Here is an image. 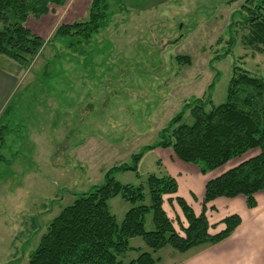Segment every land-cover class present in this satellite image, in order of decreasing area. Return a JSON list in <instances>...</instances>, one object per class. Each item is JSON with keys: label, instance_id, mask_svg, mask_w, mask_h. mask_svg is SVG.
<instances>
[{"label": "rangeland", "instance_id": "374dc122", "mask_svg": "<svg viewBox=\"0 0 264 264\" xmlns=\"http://www.w3.org/2000/svg\"><path fill=\"white\" fill-rule=\"evenodd\" d=\"M92 1L66 0L39 20L29 16L24 26L44 45L26 68L0 56V68L18 75L0 111V264H28L60 211L104 186L108 173L121 167H136V173L111 172L123 185L144 187L151 175L177 181L176 196L164 197L163 208L181 234L186 222L174 198L199 215L205 184L259 152L250 150L202 175L171 148L155 147L177 115L191 124L195 100L206 108L223 104L235 68L264 81V52L247 43L248 0H108L96 32L73 30L54 38L60 26L88 22ZM133 156H141L136 164ZM237 198L245 211L254 209ZM107 204L118 224L131 208L121 197ZM215 205L217 214L207 215L210 204L206 211L212 235L220 232L211 231L221 220L241 214L235 202ZM145 227L153 229L149 216ZM255 241L264 243V237ZM129 247L118 258L123 264L145 252L157 264H182L180 257L199 249L153 253L141 238Z\"/></svg>", "mask_w": 264, "mask_h": 264}, {"label": "trees", "instance_id": "16d2710c", "mask_svg": "<svg viewBox=\"0 0 264 264\" xmlns=\"http://www.w3.org/2000/svg\"><path fill=\"white\" fill-rule=\"evenodd\" d=\"M108 0H93L88 22L60 26L54 38L76 32H96L105 19ZM66 0H0V56L27 67L44 45L24 24L29 16L39 20L61 7ZM244 7L250 35L247 43L264 52V0H248ZM252 5V6H250ZM12 20V21H11ZM188 63L185 58L177 59ZM191 124H182L183 115L173 118L155 146L171 148L175 158L196 166L202 175L225 166L250 150L258 154L208 181L202 197V211L196 215L183 198L175 197L186 226L177 233L164 211V197L176 196L177 181L170 176H148L145 186L123 185L110 176L113 171H133L136 167L115 168L104 186L79 195L48 225L28 264H123L118 258L131 250L129 241L141 238L153 253L165 247L184 254L227 240L239 227L237 215L221 221L223 229L212 235L206 211L217 199L244 197L247 208H255V195L264 191V81L235 68L229 81L226 101L206 108L201 100L189 107ZM171 131L168 133V131ZM141 156H133L136 164ZM147 192V199L145 196ZM121 197L131 208L118 224L108 210V202ZM169 203L172 202L170 198ZM211 209V208H210ZM153 226L146 230L147 217ZM148 252L128 264H157Z\"/></svg>", "mask_w": 264, "mask_h": 264}, {"label": "crops", "instance_id": "0c3cea01", "mask_svg": "<svg viewBox=\"0 0 264 264\" xmlns=\"http://www.w3.org/2000/svg\"><path fill=\"white\" fill-rule=\"evenodd\" d=\"M17 85L18 75L6 68H0V111L6 106L9 96L14 92ZM192 198L197 202L202 197L192 195ZM255 198L257 206L254 209H249V212L242 208L241 201H238L242 199L238 198L231 200L217 199L211 203L210 207H213V210L207 212L208 216L219 212L215 202H219L226 207L234 202L235 206L239 204V207L236 206V208L241 211V214H239L241 224L224 242L190 251V253L180 257L185 258L182 260V264H264V243L255 241L259 234L264 237V192L258 193ZM230 213L234 214L236 212ZM217 222H220V220H215L212 224ZM215 227V230L211 231L212 233L218 230L221 231L224 228L221 224ZM170 255L172 258L176 256L173 253H170ZM159 264H162V260Z\"/></svg>", "mask_w": 264, "mask_h": 264}]
</instances>
